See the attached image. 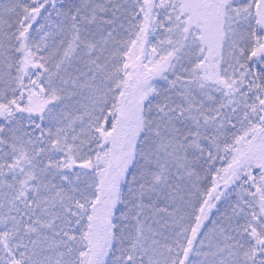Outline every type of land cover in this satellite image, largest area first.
Masks as SVG:
<instances>
[{
  "label": "snow or ice",
  "instance_id": "6c2138e0",
  "mask_svg": "<svg viewBox=\"0 0 264 264\" xmlns=\"http://www.w3.org/2000/svg\"><path fill=\"white\" fill-rule=\"evenodd\" d=\"M0 264H264V0H0Z\"/></svg>",
  "mask_w": 264,
  "mask_h": 264
}]
</instances>
